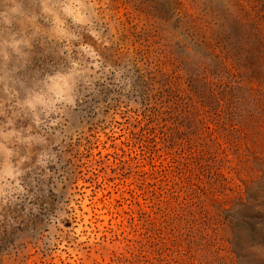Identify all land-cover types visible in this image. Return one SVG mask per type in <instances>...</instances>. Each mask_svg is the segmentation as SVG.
I'll return each instance as SVG.
<instances>
[{
    "label": "rangeland",
    "instance_id": "1",
    "mask_svg": "<svg viewBox=\"0 0 264 264\" xmlns=\"http://www.w3.org/2000/svg\"><path fill=\"white\" fill-rule=\"evenodd\" d=\"M261 28L264 0H0V264H264Z\"/></svg>",
    "mask_w": 264,
    "mask_h": 264
},
{
    "label": "trees",
    "instance_id": "2",
    "mask_svg": "<svg viewBox=\"0 0 264 264\" xmlns=\"http://www.w3.org/2000/svg\"><path fill=\"white\" fill-rule=\"evenodd\" d=\"M263 28H261V32L259 35H257V48L254 50L255 59L257 62H262L264 59V33H262ZM253 84L250 91L256 95V103L257 108L260 112V116L262 119H264V79L261 78V75L256 74V76L253 77ZM252 83V82H251ZM264 124V122H263Z\"/></svg>",
    "mask_w": 264,
    "mask_h": 264
}]
</instances>
